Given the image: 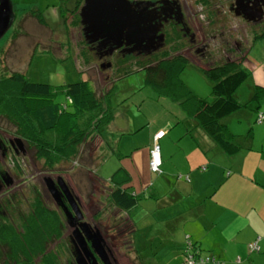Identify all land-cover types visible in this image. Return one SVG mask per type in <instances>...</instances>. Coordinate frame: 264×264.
Segmentation results:
<instances>
[{"label":"rangeland","instance_id":"obj_1","mask_svg":"<svg viewBox=\"0 0 264 264\" xmlns=\"http://www.w3.org/2000/svg\"><path fill=\"white\" fill-rule=\"evenodd\" d=\"M29 1L30 0H14L19 16L17 18L18 20L15 21L7 34L0 40V77L5 79L13 72L22 71L32 81L47 82L51 84L72 82L78 78H89V80L93 82L98 94L102 97L103 93L108 91V89L115 82L114 80L117 79V73H115V67L112 68V65L106 68H102L101 65L106 64V62L114 61V59L109 57L108 61L99 60L98 57L86 46V42L81 31V21L80 24H77L78 12L80 13L82 6L79 7L78 12L73 11L68 14L65 21L61 18L62 10L64 9V11L67 12L68 10L73 9V5L71 4V2H73L72 0H66L65 2H67V4L65 3L66 5H64V7L57 6L60 0H31L33 1L31 3ZM189 1L192 2L193 0ZM201 1L204 2L203 0ZM205 2H207V5H209V1ZM212 3L210 2V4ZM48 5L53 6L48 7ZM30 6L35 7L36 9L40 8L42 11H44V17L48 25L42 24L36 16L30 15L29 11L27 10ZM223 6L218 4V7L220 8H216V6L213 5L212 10L214 11V15H216L217 9L221 10L220 15L224 17V20L221 19L222 21H220L219 24L226 28V34L231 36V41H234L233 38L239 33L240 29L247 30V32L245 31L244 33L243 39L248 41L251 40L253 37L252 30L255 26H245V23L241 22L240 19H235L234 15L231 14L230 11L228 12L229 9H227V3H223ZM206 17H208L207 13L205 18L198 17L205 26L208 24ZM259 22L261 23L262 21ZM262 27L254 28V30H257V33H261L264 30V27ZM16 31L19 34H17V37L14 38L13 34ZM67 39L68 42L65 41ZM177 39L178 37L176 40ZM181 41L183 46L187 42L184 40ZM259 42V49L261 50L262 46L264 54V37L261 38ZM164 43L165 40L163 45ZM70 44L73 47L74 55H76L74 59L71 57H65L69 54L67 51L71 49ZM163 47L164 46L152 52H157L156 54H149L150 56L145 57H132L130 61H135L133 63L136 64H139L140 62L146 63L145 66L153 64L156 62L162 52H164L161 50ZM245 49H247V46ZM51 51L56 52V55ZM82 54L89 57V62L87 64L83 62L82 57L84 55ZM158 54L160 55L158 56ZM223 54H225V52L221 50V55L217 54L212 56L210 59H205L204 61L200 62L201 64L193 60H188L180 74V79L184 83L186 89H190V91L194 94L209 101L214 100L213 82L206 76L204 69L209 68L214 64L222 63L225 60L231 58L228 52L226 53L227 55L225 54L226 56ZM31 56H34L32 60L30 59ZM171 56L173 57L175 54ZM130 64L131 62L129 61L125 62V68ZM145 75L146 70L142 68L129 69L127 71L121 72L118 76L119 79L116 82V88L113 91L114 93L111 94L110 100L114 106V109L117 110V119L126 121L130 118L133 121V125H135L134 130L137 131L132 133L133 135L127 134L131 131L118 133L120 137L123 138L120 150H132L135 139L134 135L138 136V143L145 141L149 128H146L144 125L147 123H145V121L148 120V117L153 118L155 116L156 119L153 120V122L161 123L162 121L166 120L167 114L177 115V112L182 108V106L177 103V101L172 100L168 95L159 91L157 92L153 87L146 85ZM250 91L249 81H246L238 90L240 100L249 101ZM260 103V108L264 109V96L260 101H252L247 109H240L239 113L236 112L231 114L227 117H224L222 120L228 125L230 131L237 135V139L240 138L239 143L242 145L252 140L251 138H253L252 144L255 147H261L262 145L261 142L264 140V127H260L261 124H258L254 117L256 113L255 108ZM241 112H245V115L241 114ZM142 126L144 127L141 128ZM15 130L16 127L11 122L5 118H0V134L5 132V134L17 135L19 136L18 138H20V135H18ZM24 142L27 145L28 142L26 140H24ZM82 145L79 147L76 156L70 158L71 162H67V164H65L66 161L64 159H60L57 155L48 162L37 158L35 153L38 149L36 146L31 144L30 147L27 145L31 149H29V154L25 160H22V158L17 159L16 156L11 154V152L8 154L6 159V165L10 171L12 170L17 172L22 170L21 167H24L26 168L27 175L29 172L33 171V166L35 164V166L41 170L42 167H54L56 170H59L60 167L64 168L65 170L69 169L72 184L76 186L84 195L87 204H89L88 207H90V196L95 190L93 183L95 182V178L92 175L94 171V165L90 164L88 157L92 152L90 151L91 147L94 149L96 146ZM105 157V164L103 166L108 175L113 172L116 165L119 167L121 165V161L127 158L121 153H117L115 155L112 153H105ZM95 183H97V181ZM100 183L103 184L102 182ZM24 191H26V198L22 200L21 210H24L26 214H31L32 205L34 204L37 196L42 197L43 200L45 199L44 189L41 187V189L36 194V198L29 188L25 189ZM103 193L104 192H102V194ZM145 198H147L146 200H149L150 196ZM106 200L107 196L103 198L104 202ZM141 202V206L144 208L146 201L142 200ZM154 204L156 205V202H154ZM149 206L150 208H153L151 203H149ZM93 210H97V208H93ZM115 210L117 209L111 207L109 202H106L104 211H101L103 216L100 214L101 216H98L99 220H97L96 223L101 224L103 230H105V228L111 224L113 226L112 228H114V233L117 234V237L122 241H126L125 246L123 245V248L121 249L123 250L122 252L126 255H129V257L133 260L137 261V257H135L136 255L132 251L130 243L128 242L130 240L128 223L123 217L117 216ZM167 211L168 208L164 209V211L160 213L159 211L154 212L155 214L152 213L155 215L153 220L145 221V223L142 221L141 224H139V227L136 229V238L139 244L137 250L140 254L143 264H187V257L189 256V253L193 252L195 249H198L191 242L190 238L187 239L185 252L183 251V246L179 245V247H177L172 242L175 237L170 235L171 230H165L166 224H164L165 222L163 223V220L161 219L162 217L167 218ZM148 212L151 211L148 210ZM88 216L90 218L89 221L91 222L90 209ZM98 217L96 216V218ZM179 239L182 240L181 232H179ZM110 240L114 239H112L110 236ZM146 240L148 241L145 243ZM209 254V252L205 251L200 252L202 257H206ZM235 263L237 264L238 262L236 261Z\"/></svg>","mask_w":264,"mask_h":264},{"label":"crops","instance_id":"obj_2","mask_svg":"<svg viewBox=\"0 0 264 264\" xmlns=\"http://www.w3.org/2000/svg\"><path fill=\"white\" fill-rule=\"evenodd\" d=\"M263 37L264 34L249 40V50L243 59L251 72L250 95L257 86L264 87V54L262 46L259 49V40ZM260 111L264 113V109ZM257 116L258 111L255 120ZM155 119V116L148 117L145 121L144 126L149 129L144 142L138 143V136L134 135L132 150H121L127 158L110 175L104 170L105 163L94 167L101 175L99 182L107 185L104 197L110 188L109 180L118 168L123 167L131 174L128 187L140 196V201L128 211L113 207L117 209L116 215L128 223L132 251L139 253L136 238L139 224L153 220L154 212L168 208L167 218L161 219L166 224L165 230H171L170 235L175 237L172 242L177 247L183 246L184 252L190 238L196 248L214 254L224 264H236V261L237 264H264V140L261 147H255L251 138L240 151L228 154L199 124L185 118L181 110L177 115L167 114L161 123H154ZM257 122L264 127V121ZM110 128L129 132L135 125L130 118L118 120L116 111ZM161 131L166 132L160 139L163 171L156 175L149 169L150 149L154 136ZM95 141L96 155L103 153L104 141L99 137ZM122 141L123 138L120 146ZM142 200L146 201L144 208ZM106 202H100L103 208ZM253 242H257L258 251L250 249Z\"/></svg>","mask_w":264,"mask_h":264},{"label":"trees","instance_id":"obj_3","mask_svg":"<svg viewBox=\"0 0 264 264\" xmlns=\"http://www.w3.org/2000/svg\"><path fill=\"white\" fill-rule=\"evenodd\" d=\"M65 1L60 0L57 6L64 7L67 4ZM72 1L73 9L67 12L64 9L62 10L61 18L65 21L68 14L73 11L78 12L79 7L82 6L85 0ZM29 2L33 1L30 0ZM50 6L53 5H48V7ZM27 10L30 15L36 16L42 24L48 25L44 17V11L40 8L36 9L30 6ZM14 11L15 23L19 16L15 4ZM80 21L81 17L78 12L77 24H80ZM17 34H19L17 31L13 34L14 38L17 37ZM263 34L264 32L255 38L258 39ZM65 41L68 42V39ZM70 48L67 51L69 54L65 57L74 59L76 55H74L71 44ZM161 55L155 63L147 66H145L146 63L142 62L139 64L133 63L135 61H130L131 58L111 61L112 68L115 67L114 71L117 73V79L114 80L115 82L108 91L103 93L102 97L89 78H78L72 82L51 84L32 81L22 71L13 72L5 79L0 77V118H5L11 122L16 127L15 131L18 135L28 143L36 146L38 149L37 158L47 162L55 158L56 155L60 159H70L76 156L82 144V146H96L95 140L99 137L104 141L103 153L96 155V147L94 149L91 147L90 151L92 152L88 157L91 165L99 167L105 163V153L122 154L119 145L121 137L118 133L120 132L113 131L110 128L117 111L114 109L110 97L116 88L118 76L123 71L142 68L146 70V85L177 101L182 106L181 111H183L185 118H191L199 124L224 152L235 154L240 151L242 149V144L239 143L240 140L222 120L240 109H247L252 101H260L264 96V87L257 86L256 90L251 93L249 101L240 100L238 90L251 77V72L243 64L244 58H230L204 69L206 76L213 82L214 100L209 101L194 94L190 89L187 90L181 81L180 74L188 61L187 58L176 55L172 57L165 52H162ZM33 57L31 56L30 59L32 60ZM82 60L87 64L89 57L84 55ZM127 61L131 64L125 68V62ZM260 106L261 103L256 106L255 110L258 111V114L264 115L263 111H260ZM135 132L137 131L134 130L127 134ZM155 137L156 135L150 149V160ZM150 160L149 169L151 173L161 174L163 171L162 164L159 172L152 171ZM93 175L97 177L98 181L101 180V175L97 169L93 171ZM131 180V174L123 167L118 168L113 173L109 180L110 188L106 190L107 200L112 207L128 211L138 204L140 196L132 193L128 187ZM105 186L107 185L103 186L106 189ZM37 236L38 233L37 235L34 233L28 234L26 240H29V244L23 242L21 237L5 236L13 250L10 264H20L21 251L23 254L28 253L33 247V241L37 239ZM209 256L215 257L216 264L225 263L224 260L217 258L214 254H209ZM30 264H33V261Z\"/></svg>","mask_w":264,"mask_h":264},{"label":"flooded vegetation","instance_id":"obj_4","mask_svg":"<svg viewBox=\"0 0 264 264\" xmlns=\"http://www.w3.org/2000/svg\"><path fill=\"white\" fill-rule=\"evenodd\" d=\"M145 1L152 3V5L146 3L145 5H149L150 9L158 12L161 18L165 12L169 15L167 20L163 22L161 30L165 35L164 47L161 50L167 55L175 54L176 56H183L188 60L198 63L205 59H210L214 55H221V50L225 54L228 52L231 58H243L249 50V46L247 45L249 41L243 39L244 33L247 30L240 29L239 33L233 38V43L231 36L226 34V28L219 24L220 21L224 20V17L220 15L221 10L217 9L218 14L214 15V11L212 10L213 5L216 8H220L218 4L223 6V3H227L228 12L230 11L235 19H240L241 22L245 23V26L251 25L252 27L255 26L254 28L264 27V19L261 23L256 20L249 21L243 14H240L243 10L238 8L237 0H214V2L213 0H203L204 2L198 0V4L197 0H193L192 2L189 0ZM205 1H209V5ZM241 1L245 4L248 1L253 2L255 0ZM210 2H213V5ZM178 7H180L181 15L178 14ZM206 13L210 21L206 17L208 24L205 26L198 17L205 18ZM254 28L252 30L254 37L264 32V28L261 33H257L258 31H255ZM81 31L86 46L99 60L108 61L109 57L115 60H123L132 57L137 58L138 56H150L157 53L154 52L149 55L137 50L128 52L127 48L124 47L105 56V52L108 49L100 47L99 42L90 43L84 33L83 26ZM177 37L178 39L176 40ZM181 40L187 41L184 46ZM246 46L247 49H245ZM18 137L17 135L5 134V132L0 134V264H10L12 262L10 258H12L13 250L5 236L21 237L23 242L29 244L26 236L30 233L36 235L38 233V236L33 241V247L28 253L23 254L21 251L20 264H30L32 261L33 264H79V259L83 260V264H143L137 252H135L137 261L122 252L123 250L121 249L123 245L125 246L126 241H122L117 237L111 224L103 230L101 224L96 223L99 220L98 216L103 214L104 208L100 202L105 195V189L98 182L96 176L92 174L95 182L97 181L98 184L93 182L95 190L90 196L91 204L88 207L89 204H87L84 195L72 184L69 169L65 170L60 167L59 170H56L54 167H42L41 170L35 164L33 171L29 172L28 175L24 167H21L22 170L18 172L8 169L6 159L9 153L12 152L11 154L16 156L17 159L22 158V160H25L29 154V149H31L29 148L31 146L30 143H27L28 147L24 139L20 136L19 139L23 140L20 141L17 139ZM37 151L35 153L36 156ZM65 161V164H67V162H71V159H65ZM45 164L47 165L46 162ZM50 179L54 181L55 187L59 190V199L54 197L49 188L48 181ZM59 180L62 181V185ZM41 187L44 189V200L40 196L36 198V194ZM27 188L30 189L36 198L32 205L31 214H26L24 210H21L22 200L26 198V191L24 190ZM67 190L74 197L73 200L76 203V207L73 206ZM102 192L104 193L102 194ZM93 208H97V210H93ZM89 209L91 210L92 223L89 221ZM79 230L88 239L89 247L92 248V252L88 250L90 256L87 255L82 247L81 240L79 239ZM97 231L102 235L105 242L103 257L91 247L92 235ZM110 236L114 240H110ZM92 253H94V256Z\"/></svg>","mask_w":264,"mask_h":264},{"label":"water","instance_id":"obj_5","mask_svg":"<svg viewBox=\"0 0 264 264\" xmlns=\"http://www.w3.org/2000/svg\"><path fill=\"white\" fill-rule=\"evenodd\" d=\"M145 3L152 5L145 0H85L80 9V17L87 40L90 43L99 42L100 47L108 49L105 55L112 54L115 50L124 47L127 48L128 52L137 50L151 54L156 51L163 46L165 35L161 30L163 22L167 20L169 15L165 12L161 18L158 12L150 9L149 5L146 6ZM14 4V0H0V40L14 23ZM237 6L243 10L240 14H243L249 21H262L264 19V0L248 1L245 4L241 0H237ZM177 10L178 14L181 15L180 7ZM158 19L160 20L158 21ZM111 65V62H106L101 67L106 68ZM61 180L59 181L62 185ZM48 183L54 197L59 199L60 193L55 187L54 181L50 179ZM67 192L73 206L76 207L74 197L69 190ZM79 232L82 247L90 256L88 250L91 251L92 248L89 247L88 239L80 230ZM92 237L93 240L90 239L91 247L103 257L105 242L102 235L97 231ZM92 254L94 256V253ZM79 264H83V260L79 259Z\"/></svg>","mask_w":264,"mask_h":264},{"label":"built area","instance_id":"obj_6","mask_svg":"<svg viewBox=\"0 0 264 264\" xmlns=\"http://www.w3.org/2000/svg\"><path fill=\"white\" fill-rule=\"evenodd\" d=\"M264 119V115L263 114H259L258 116V121L262 122ZM164 135V131H161L159 133L156 134L155 137V144L154 147L151 151V160H150V168L152 171H156L159 172L160 171V167L162 164V157H161V149H160V145H159V139ZM250 249L251 250H259V246L257 244V242H253L250 244ZM200 250L195 249L193 252L189 253V256L187 257V264H216V259L215 257H211V256H206V257H202L200 255Z\"/></svg>","mask_w":264,"mask_h":264}]
</instances>
